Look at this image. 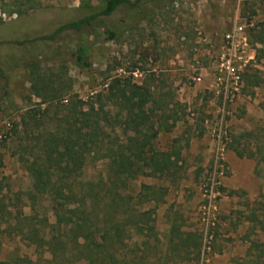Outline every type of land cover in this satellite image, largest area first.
I'll list each match as a JSON object with an SVG mask.
<instances>
[{
  "label": "rangeland",
  "instance_id": "obj_1",
  "mask_svg": "<svg viewBox=\"0 0 264 264\" xmlns=\"http://www.w3.org/2000/svg\"><path fill=\"white\" fill-rule=\"evenodd\" d=\"M103 1L0 0V64L5 73L0 79V199L10 212L23 213L37 227L44 226L45 219L55 221L48 196L29 198L33 177L26 166L35 156L41 157L35 166H41L39 139L61 123L65 111H55L53 105L42 111L47 103H39L27 63H36L53 83L57 97L52 104L80 99L86 107L103 105L77 148L65 157L76 170L68 179L75 191L80 182L112 176L107 149L126 146L133 136L129 115L105 97L112 78L130 76L151 92L143 107L149 117L146 127L158 132L148 139L149 145L177 151L180 158L177 177L138 175L126 180L123 192L133 201L145 193L153 199L118 213L119 226L126 229L124 242H141L143 236L129 220L139 217L136 210L153 208L151 262L259 264L255 256L260 250L253 242H264V60H254L246 69L260 85L244 87L236 100L224 105L223 114L208 83L223 32L238 21L250 28L263 20L264 0H165L159 10L157 0L144 8L145 18L120 7L105 18L116 39L100 31L82 37L89 67L74 62L78 32L34 41L76 17L84 4ZM18 40L23 43L14 42ZM199 73L203 80L194 83L191 77ZM214 129L223 132L222 140ZM7 219L0 217L1 230L7 228ZM179 237L199 238L201 249L180 245ZM25 242L19 235L0 233V259L36 263L37 252Z\"/></svg>",
  "mask_w": 264,
  "mask_h": 264
},
{
  "label": "trees",
  "instance_id": "obj_2",
  "mask_svg": "<svg viewBox=\"0 0 264 264\" xmlns=\"http://www.w3.org/2000/svg\"><path fill=\"white\" fill-rule=\"evenodd\" d=\"M156 1L104 0L99 4H84L76 17L59 24L54 30L35 38L34 41L39 39L53 41L59 33L67 30L78 32L81 39L73 52L74 62L79 67H89L88 47L82 37L100 31L106 34L107 39L114 40L117 33L106 26L105 18L120 7H126L128 11L131 9L133 15L139 13L145 18L144 8ZM156 3L155 9L158 10L166 4L165 0ZM249 34L250 41L259 45L256 47L255 61L260 62L264 60V19L250 27ZM14 42L19 45L23 43L19 40ZM27 65L31 68L35 82L32 85L34 93L41 97L39 103H47L42 111L47 113L48 107L52 105L56 107L55 111L59 110V107L65 111L58 120L61 123L55 125L53 130L47 131L44 138L39 139L41 141L39 153L44 156L41 166L38 168L35 166L40 156H35L26 166L33 177L29 198L33 199L36 195L48 196L55 221L47 223L45 219L44 223L47 225L37 227L31 224L32 219L23 213L10 212L0 199V217L11 219L5 221L8 224L7 228L0 229V233L19 235L21 239L27 241L25 242L27 245L33 246L38 254L37 262L34 264H158L151 262L148 255L152 248L149 238H156L152 216L154 209L148 208L139 212L136 210L139 217L129 220L133 223L134 230L143 236L141 242H124L126 229L119 226L120 220L117 218L123 209L134 208L136 204L153 199L152 195L145 193L133 201L132 196L123 192L126 180L134 179L138 175L177 177L179 152L160 151L149 145L148 139L158 132L153 126H149L150 132L146 127L149 117L143 107L151 100L149 88L132 81L130 76H116L109 82L105 97L112 100L121 113L129 115L128 119L133 123L131 126L133 136L128 145H119L116 150L107 149V155H112L110 167L113 171L112 176L101 177L95 182H80L75 191L68 179L76 170L70 167L65 157L77 148L91 120L103 111V105L100 103L98 108L86 107L87 103L80 99L69 104H64L60 100L52 104L57 97L53 83L40 73L36 63L30 62ZM4 75L0 64V79H3ZM243 80L245 81L243 88L260 85L257 77L246 71ZM96 96L100 97L102 94L98 93ZM26 125L28 122L24 123V126ZM143 187L153 189L150 186ZM11 221L15 222L10 224ZM178 240L181 241L180 245L185 247L193 246L199 250L202 246L199 238L197 240L193 237H179ZM255 243L253 242V248L260 250V254L255 258L259 264H264V242ZM0 264L32 263L13 257L7 260L0 259ZM162 264L169 263L165 261Z\"/></svg>",
  "mask_w": 264,
  "mask_h": 264
},
{
  "label": "built area",
  "instance_id": "obj_3",
  "mask_svg": "<svg viewBox=\"0 0 264 264\" xmlns=\"http://www.w3.org/2000/svg\"><path fill=\"white\" fill-rule=\"evenodd\" d=\"M256 45L250 41L249 28L241 21L235 22L226 29L221 37L213 57L208 90L222 105L233 102L240 95L244 86L243 75L247 67L254 62ZM204 74L191 77L194 83H201ZM218 140L223 139V132L214 129ZM3 134L0 133V139ZM222 148V144H218Z\"/></svg>",
  "mask_w": 264,
  "mask_h": 264
},
{
  "label": "crops",
  "instance_id": "obj_4",
  "mask_svg": "<svg viewBox=\"0 0 264 264\" xmlns=\"http://www.w3.org/2000/svg\"><path fill=\"white\" fill-rule=\"evenodd\" d=\"M204 24H206V21H204ZM220 43V42H219ZM218 46H219V44H218ZM218 48V47H217Z\"/></svg>",
  "mask_w": 264,
  "mask_h": 264
}]
</instances>
